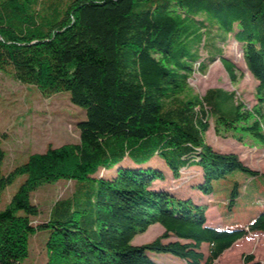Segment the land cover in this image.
Wrapping results in <instances>:
<instances>
[{"label": "trees", "instance_id": "trees-1", "mask_svg": "<svg viewBox=\"0 0 264 264\" xmlns=\"http://www.w3.org/2000/svg\"><path fill=\"white\" fill-rule=\"evenodd\" d=\"M231 40L258 82L254 113L234 93L190 91V79L217 61L237 80L226 56ZM9 67L45 98L69 94L86 116L79 143L0 173V198L26 176L0 211V264H24L40 231L45 264H160L157 254L216 264L236 242L264 233V210L244 228L217 230L207 225L213 201L184 193L191 187L209 196L214 181L236 171L261 175L237 153L216 150L206 134L214 121L217 135L218 127L242 132L264 147V0H0V71ZM190 168L197 175L183 190L155 186ZM60 180L76 182L72 197L34 225L40 211L32 195ZM238 196L235 187L230 207ZM156 224L161 236L132 245Z\"/></svg>", "mask_w": 264, "mask_h": 264}, {"label": "rangeland", "instance_id": "rangeland-1", "mask_svg": "<svg viewBox=\"0 0 264 264\" xmlns=\"http://www.w3.org/2000/svg\"><path fill=\"white\" fill-rule=\"evenodd\" d=\"M226 56L237 66V80L232 81L224 65L217 61L206 74L196 73L190 79V91L193 95L204 97L209 90H223L234 93L237 102L243 104L244 111L254 113L261 106L257 98V80L250 74L244 62L241 46L234 40L226 48ZM264 111V104L262 105ZM85 112L74 106L69 94L62 93L50 98L43 97L35 86L19 83L11 67L0 71V173L7 176L15 168L25 164L31 155L44 154L49 148H60L80 141L78 122L85 119ZM211 121L206 141L216 150L223 153H237L252 169L260 172L257 177L236 171L225 179L212 183V194L207 196L196 188H186L184 193L195 202L207 204L213 201L208 213L211 224H221L225 230L244 228L264 210V147L245 133H235L218 127ZM242 136V137H241ZM244 136V137H243ZM153 165L165 169L161 159L155 157ZM104 170L100 173L110 175ZM166 171V170H165ZM183 174V175H182ZM181 178L174 179L167 174L164 182L155 186L169 188L172 191L183 190L188 180L194 179L197 170L194 168L182 171ZM26 176H19L1 194L0 211L11 202L12 197L24 183ZM76 182L60 180L56 183L43 184L32 195V202L40 211L34 225L49 219V216L60 200L71 198ZM91 187V185H89ZM239 196L232 207L229 206L234 188ZM212 199V200H211ZM164 229L156 224L142 235L137 236L132 245L141 246L161 236ZM47 233L37 232L30 243V256L24 264H45V241ZM207 252V247L203 248ZM160 264H185L181 259L170 254L155 255ZM217 264H264V237L251 236L238 245L232 252L223 256Z\"/></svg>", "mask_w": 264, "mask_h": 264}, {"label": "crops", "instance_id": "crops-1", "mask_svg": "<svg viewBox=\"0 0 264 264\" xmlns=\"http://www.w3.org/2000/svg\"><path fill=\"white\" fill-rule=\"evenodd\" d=\"M209 211H210V210H209ZM209 211L207 212V220H208L207 225L210 226V227H212V228H215V229H217V230H224L225 228L222 227L221 224H219V223H217V224H211V223L209 222V217H208V213H209ZM251 236H263V237H264V233L250 234L248 237H246V238H244V239H242V240L236 242V243L232 246V248H230L229 250H227V251H226V252H225V253H224V254H223V255H222L217 261H216V264H217L219 261H221V259L223 258V256H224L225 254L232 252V251H233L238 245H240L241 243L245 242L247 239L251 238Z\"/></svg>", "mask_w": 264, "mask_h": 264}]
</instances>
